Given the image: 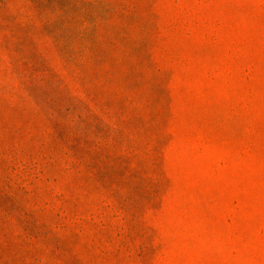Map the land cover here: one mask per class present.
Returning a JSON list of instances; mask_svg holds the SVG:
<instances>
[{"label":"rangeland","instance_id":"obj_1","mask_svg":"<svg viewBox=\"0 0 264 264\" xmlns=\"http://www.w3.org/2000/svg\"><path fill=\"white\" fill-rule=\"evenodd\" d=\"M0 264H264V0H0Z\"/></svg>","mask_w":264,"mask_h":264}]
</instances>
